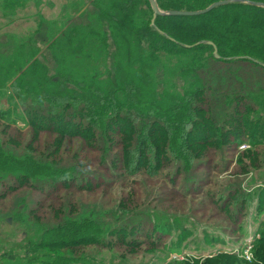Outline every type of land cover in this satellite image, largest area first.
I'll return each mask as SVG.
<instances>
[{
  "label": "trees",
  "instance_id": "1",
  "mask_svg": "<svg viewBox=\"0 0 264 264\" xmlns=\"http://www.w3.org/2000/svg\"><path fill=\"white\" fill-rule=\"evenodd\" d=\"M56 1L0 0V123L24 116L34 131L25 143L17 125L1 130L7 144L0 142V186L11 183L5 197L48 187L41 206L20 214L25 240L1 249L0 264H106L101 254L114 258L109 264H131L123 254L114 257L116 249L143 261L161 250L152 240L161 231L135 239L130 229L79 221L75 205H63L76 189L69 183L75 166L61 168L63 152L79 142L81 155L96 156L75 165L89 168L118 135L139 141L138 167L152 138L189 162L187 150L199 143L203 125L264 133V0H156L165 15L154 24L150 0ZM219 2L228 4L202 15H167ZM215 131L209 139L222 145ZM87 183L76 192L102 188ZM255 246L264 264V235ZM238 259L219 256L203 264Z\"/></svg>",
  "mask_w": 264,
  "mask_h": 264
},
{
  "label": "rangeland",
  "instance_id": "2",
  "mask_svg": "<svg viewBox=\"0 0 264 264\" xmlns=\"http://www.w3.org/2000/svg\"><path fill=\"white\" fill-rule=\"evenodd\" d=\"M255 79L251 77V83ZM7 106L5 102L1 108L6 110ZM219 111L215 109V113ZM28 123L29 119L15 115L10 121L0 123V132L7 124L17 125L28 143L34 135L26 127ZM214 129L216 138H223L219 139L222 145H212L208 133ZM201 130L204 134L199 137V143L187 150L189 162L173 154L168 144L152 138L150 149L143 152L144 161L137 162L138 167L135 160L139 141L118 135L109 137L104 157L89 168L80 169L75 165L77 162L83 157L91 162L96 155L88 151L81 155V144L74 142V148L62 151L65 157L61 168L75 166L69 183L76 187L64 197L63 205H75L79 221L94 219L111 230L130 229L137 234L135 239L161 231L162 235L154 233L152 237L161 244V250L151 252L143 261L139 255L113 251L114 257L123 254V259L131 264H187L189 260L203 264L232 255L239 256L238 264H251L255 260L256 264H262L256 257L255 243L264 235V133L229 124L203 125ZM0 142L7 144V138L0 135ZM127 169H133L136 174L128 175ZM89 181L102 188L92 194L76 192ZM10 184L0 186V255L3 248L23 245L20 214L26 215L41 206L44 192L48 191V187L43 193L25 189L5 197ZM45 221L53 223L48 215ZM97 257L106 264L114 260L107 254Z\"/></svg>",
  "mask_w": 264,
  "mask_h": 264
},
{
  "label": "water",
  "instance_id": "3",
  "mask_svg": "<svg viewBox=\"0 0 264 264\" xmlns=\"http://www.w3.org/2000/svg\"><path fill=\"white\" fill-rule=\"evenodd\" d=\"M150 3H151V8H152L153 13H154V17H153V21H152V24H154L155 23V19L157 18V16H161V15H165V14L159 10V8L157 6V3H156V0H150ZM226 4H228V2H219V3H216V4L212 5L210 8H208L205 11L196 12V13L170 12V13H167V15H170V16H196V15H202V14H205V13H208V12L212 11L213 9H215V8H217L219 6L226 5ZM216 56H217V54H216Z\"/></svg>",
  "mask_w": 264,
  "mask_h": 264
},
{
  "label": "built area",
  "instance_id": "4",
  "mask_svg": "<svg viewBox=\"0 0 264 264\" xmlns=\"http://www.w3.org/2000/svg\"><path fill=\"white\" fill-rule=\"evenodd\" d=\"M247 259H250V255H249V252L247 253Z\"/></svg>",
  "mask_w": 264,
  "mask_h": 264
}]
</instances>
